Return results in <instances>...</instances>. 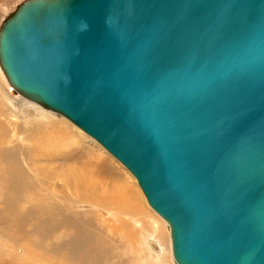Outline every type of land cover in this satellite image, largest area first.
<instances>
[{
    "label": "water",
    "instance_id": "95a60500",
    "mask_svg": "<svg viewBox=\"0 0 264 264\" xmlns=\"http://www.w3.org/2000/svg\"><path fill=\"white\" fill-rule=\"evenodd\" d=\"M0 66L136 176L178 264H264V0H22Z\"/></svg>",
    "mask_w": 264,
    "mask_h": 264
},
{
    "label": "rangeland",
    "instance_id": "374dc122",
    "mask_svg": "<svg viewBox=\"0 0 264 264\" xmlns=\"http://www.w3.org/2000/svg\"><path fill=\"white\" fill-rule=\"evenodd\" d=\"M21 1L0 0V25ZM3 72L0 66V264H77L89 251L91 260L99 259L97 250L98 264H176L169 225L127 168L64 115L21 94L13 97ZM11 147L15 155L7 154ZM55 203L92 220L77 223L91 237L78 242V230L65 224L42 238L36 227L45 229L48 221L40 209ZM56 247H71L75 256L60 255Z\"/></svg>",
    "mask_w": 264,
    "mask_h": 264
},
{
    "label": "bare ground",
    "instance_id": "6f19581e",
    "mask_svg": "<svg viewBox=\"0 0 264 264\" xmlns=\"http://www.w3.org/2000/svg\"><path fill=\"white\" fill-rule=\"evenodd\" d=\"M4 73V72H3ZM6 76V75H5ZM8 81V80H7ZM9 83V82H8ZM10 87H11V85H10V83H9V90H10ZM9 93H12L14 96L13 97H16V96H20V94H14L13 92H11V90H10V92ZM21 97H24L25 98V96L24 95H22L21 94ZM26 99H28V100H30V101H33V100H31V99H29V98H27L26 97ZM33 102H35V101H33ZM35 103H37V102H35ZM38 104V103H37ZM38 105H40V104H38ZM40 106H42V105H40ZM43 107V106H42ZM44 109H47L48 111H52V112H55V111H53V110H51V109H48V108H45V107H43ZM56 113V112H55ZM63 117H65V118H67L66 116H63ZM68 120H70L69 118H67ZM71 121V120H70ZM73 124L74 125H76L78 128H80V129H82L81 127H79L77 124H75L74 122H73ZM83 130V129H82ZM87 133V132H86ZM88 134V133H87ZM90 137H92L96 142H98V144H101L96 138H94L93 136H91L90 134H88ZM102 145V144H101ZM103 146V145H102ZM104 147V146H103ZM105 148V147H104ZM106 149V148H105ZM107 150V149H106ZM111 153V152H110ZM7 154L8 155H15L16 154V147H11V148H9L8 149V151H7ZM112 154V153H111ZM113 155V154H112ZM114 156V155H113ZM115 157V156H114ZM116 158V157H115ZM119 162H121L118 158H116ZM122 163V162H121ZM123 164V163H122ZM124 165V164H123ZM125 166V165H124ZM126 168H127V166H125ZM127 170L132 174V176L136 179V181H137V183H138V180H137V178H136V176L127 168ZM3 177V176H2ZM138 185H139V187H140V189H141V191L143 192V194H144V196H145V198H146V200H147V202H148V204L150 205V207L160 216V217H162L166 222H167V224L169 225V228H170V237H171V227H170V224H169V222L161 215V214H159V212H157L152 206H151V204L149 203V201H148V199H147V196L145 195V193H144V191H143V189H142V187L140 186V184L138 183ZM31 196V195H30ZM49 196V195H48ZM47 198V197H46ZM26 199V198H25ZM34 199V198H33ZM22 202V201H21ZM27 203V202H26ZM106 205V204H105ZM140 208H143L142 206L140 207ZM37 209V208H36ZM42 212H41V214L44 212L46 215H47V219H44V220H46V221H48L47 222V224H46V228L45 229H40L39 227H36V231L38 232V234H40V236L42 237V238H44L45 236H49V234H51V235H53V234H57V233H59V231L58 230H60L62 227H64V225L65 224H67L68 226H69V228H71L72 229V231H74V233L76 234V231L78 230V238H77V236L75 235V237H76V239L78 240V242H80V240H83V238H82V235L83 236H86V238H87V236L88 237H91L90 235H89V232H88V230L86 231V230H84L82 227H80V225L82 226L84 223H82L81 221H84V220H82V217L81 216H79V217H81V219L80 218H77V216L75 215V217H74V213H71L72 211H71V209H66V210H63V208L59 205V204H56L55 203V205L54 206H52V207H50L49 205L47 206V207H41V209H40ZM35 211V210H34ZM37 211V210H36ZM34 213V212H33ZM58 213V215L60 216V218H62V219H60L59 220V217H58V215H56L57 217H55V214H57ZM34 215V214H33ZM43 217V216H42ZM32 220V219H31ZM82 223V224H77V223ZM85 222V224H91V222H93L92 220H89V219H87L86 221H84ZM38 223H39V221H38ZM40 223H42L43 224V221H41ZM38 225H41V224H38ZM77 225V226H76ZM66 227V226H65ZM85 228H86V226H85ZM35 229V228H34ZM61 233V232H60ZM74 233H73V235H74ZM82 233V234H81ZM37 234V233H36ZM64 235V234H63ZM92 236H95V235H92ZM60 238H62V236H61V234H60ZM75 240V239H74ZM76 241V240H75ZM39 243V242H38ZM171 243H172V239H171ZM149 244H150V246L152 247V249L154 250V251H156V252H161V247H160V245H159V243H158V241H156L155 239H153V238H149ZM50 245V244H49ZM70 245V244H69ZM102 246V245H101ZM162 246V245H161ZM52 248V247H51ZM70 248L71 247H67V248H65V247H62V249L61 250H58L57 249V247H56V251L60 254V255H66V254H68V256L69 257H73V256H75L74 254L72 255V254H69V251H70ZM54 249H55V247H54ZM97 252H98V254H97V257H99V259H97V260H94V258L91 260L90 259V257H94L93 256V253L91 252V251H89V252H87V254H88V256H85V257H83V256H78V258H77V260L80 258V257H82V259L80 260V261H77V264H98L99 262H100V258H101V255H102V253H100L101 251H99V250H97ZM172 253H173V248H172ZM158 256H160V255H162V253H158L157 254ZM173 257H174V261H175V263L176 264H178V262H177V260H176V258H175V256H174V253H173ZM74 260V259H73Z\"/></svg>",
    "mask_w": 264,
    "mask_h": 264
}]
</instances>
